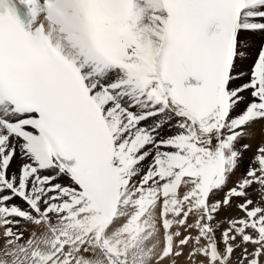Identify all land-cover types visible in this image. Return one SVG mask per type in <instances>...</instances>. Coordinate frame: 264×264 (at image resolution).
<instances>
[{
    "label": "snow or ice",
    "instance_id": "obj_1",
    "mask_svg": "<svg viewBox=\"0 0 264 264\" xmlns=\"http://www.w3.org/2000/svg\"><path fill=\"white\" fill-rule=\"evenodd\" d=\"M0 238V264H264V0H0Z\"/></svg>",
    "mask_w": 264,
    "mask_h": 264
},
{
    "label": "rangeland",
    "instance_id": "obj_2",
    "mask_svg": "<svg viewBox=\"0 0 264 264\" xmlns=\"http://www.w3.org/2000/svg\"><path fill=\"white\" fill-rule=\"evenodd\" d=\"M257 128H258V125L256 126ZM259 128H260V126H259ZM259 128L256 130V132H257V135L256 136H258L259 135V132H258V130H259ZM245 142H249V143H251V144H253L252 146V148H254V145H255V139L253 140V141H245ZM260 142V141H259ZM256 146H257V144L255 145V149L253 150L252 148H251V150H249L247 153H246V156H251L254 152H255V150H256ZM252 151H253V153H252ZM248 154V155H247ZM234 213H236V211H234V209H233V211H231V213H224L225 215H236V214H234ZM221 214H223V213H221ZM221 215V216H225V215ZM226 226V225H225ZM1 243V245H2V243L3 242H0Z\"/></svg>",
    "mask_w": 264,
    "mask_h": 264
},
{
    "label": "bare ground",
    "instance_id": "obj_3",
    "mask_svg": "<svg viewBox=\"0 0 264 264\" xmlns=\"http://www.w3.org/2000/svg\"><path fill=\"white\" fill-rule=\"evenodd\" d=\"M258 128H259V125H258ZM258 128L256 127V130H257ZM258 132H259V130H258ZM251 141H253V140H251ZM259 141H260V135L256 136V138H255V145L258 144ZM252 145H253V144H252ZM255 145H254V148H252L253 150L255 149ZM252 147H253V146H252ZM252 153H253V151H252ZM247 155H248V154H247ZM232 211H233V210H232ZM234 211H235V210H234ZM230 213H231V212H230ZM223 214H224V213H223ZM223 214H221V215H223ZM234 214H236V213H234ZM224 215H225V214H224ZM0 242H3L2 238H0ZM0 245H1V243H0ZM180 264H186L184 258H181V260H180Z\"/></svg>",
    "mask_w": 264,
    "mask_h": 264
}]
</instances>
